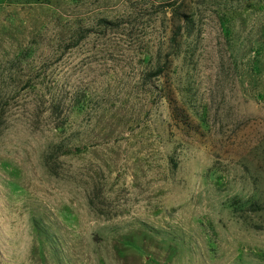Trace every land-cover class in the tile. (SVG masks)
Segmentation results:
<instances>
[{"label":"rangeland","instance_id":"374dc122","mask_svg":"<svg viewBox=\"0 0 264 264\" xmlns=\"http://www.w3.org/2000/svg\"><path fill=\"white\" fill-rule=\"evenodd\" d=\"M0 264H264V0H0Z\"/></svg>","mask_w":264,"mask_h":264}]
</instances>
